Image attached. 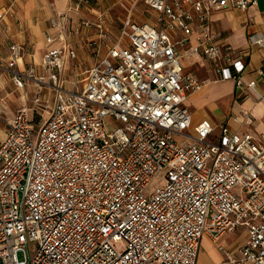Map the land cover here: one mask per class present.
I'll return each mask as SVG.
<instances>
[{"label": "built area", "instance_id": "built-area-1", "mask_svg": "<svg viewBox=\"0 0 264 264\" xmlns=\"http://www.w3.org/2000/svg\"><path fill=\"white\" fill-rule=\"evenodd\" d=\"M143 1L154 20L128 17L116 30L100 18L83 21L97 31L92 52L105 54L80 89L62 78L65 59L76 56L64 32L67 11L92 0H68L51 17L42 70L18 69L22 47L9 44L16 86L32 79L55 97L35 135L22 106L0 139V264H197L204 235L219 241L240 227L239 255L226 251L227 261L264 264V123L257 128L239 105L229 119L251 129L208 118L194 124L185 98L202 82L184 70L174 41L176 30L185 43L196 27L189 53L215 63L241 94L256 89L209 15L257 0ZM9 14L0 9L1 19Z\"/></svg>", "mask_w": 264, "mask_h": 264}, {"label": "rangeland", "instance_id": "rangeland-1", "mask_svg": "<svg viewBox=\"0 0 264 264\" xmlns=\"http://www.w3.org/2000/svg\"><path fill=\"white\" fill-rule=\"evenodd\" d=\"M107 11V10H105ZM87 11H67L68 21L66 25V31L64 32L68 42L71 47L75 49L76 56L74 58L65 59V66L62 70V78H64L69 85L70 90H76L81 88L82 79L85 76V70L93 65L97 64L101 60V56L105 54V49H101L100 56H97L92 52L90 41L96 38V32L93 27H86L83 25L84 20L96 21L101 19L105 22V25L110 29H118L124 20L128 17H131L135 21H148L155 19V13L145 4L143 0H118L113 9L104 12L97 18H92ZM13 14V20L16 22L17 13ZM10 15L8 17L10 18ZM54 16V15H53ZM51 16V17H53ZM12 18V17H11ZM113 20L108 22V19ZM1 19V18H0ZM94 19V20H91ZM4 21V18L0 21V27L3 28L1 22ZM21 24L16 22L17 30L13 35L7 36L6 41L0 42V139L3 138L4 133L7 129V123L12 118L13 114L22 106H26L30 110V116L34 124V135L39 125L43 123L45 118L51 111V107L54 102V90L47 85H41L39 89L35 81L32 79H25L24 86L21 88L17 87L14 80L12 79V73L6 69V61L9 56V44L11 42L18 43L21 47V57L18 60V69L27 70L29 67H32L33 61V52L36 43L39 39L44 40L46 34L51 30L50 26L44 25L37 31H32L30 28L23 23L22 18L19 17ZM5 23V22H4ZM35 23L41 24L39 20H35ZM50 23V19H49ZM51 25V23H50ZM17 32V33H16ZM117 32V37L119 30ZM180 35L176 37L178 50L184 54L189 52L188 45H181L179 43ZM127 38H124L126 41ZM123 41V43H125ZM192 42V38H191ZM46 47L42 49L41 55L46 51ZM195 55V54H194ZM198 62L195 66L188 67L186 70L196 74L200 80L214 79L216 76L214 73L205 67L204 69H199L204 60H202L199 55H195ZM191 58V55L190 57ZM204 58V57H203ZM41 61V59H40ZM40 61L38 63H40ZM35 67L37 70H42V66L39 64ZM25 70V71H26ZM44 70V69H43ZM77 82V85L74 83ZM74 83V84H73ZM210 97V91L207 90L203 93L202 98L208 99ZM228 100L224 99L218 101L217 107H212L210 104H206L205 108L198 109L197 107L190 108V111L195 117L198 118V123L202 117H207L206 112L208 113V119L215 125L219 122V117L222 113L225 112L226 104ZM192 107V106H191ZM194 135L193 131H190ZM158 180L155 179L153 184ZM206 237V239H204ZM244 239V229L242 227L238 228L234 232H230L226 237L221 238L219 241H212L206 235L202 237L199 247V264L200 258L204 264H215L211 258V248H213L219 254L224 256L225 262L222 264H230L227 261L228 256H226V251H230L234 256H238L239 246ZM33 244L29 243L25 246V250L29 255L32 254ZM19 259L24 260L25 256L23 251L18 252Z\"/></svg>", "mask_w": 264, "mask_h": 264}, {"label": "crops", "instance_id": "crops-1", "mask_svg": "<svg viewBox=\"0 0 264 264\" xmlns=\"http://www.w3.org/2000/svg\"><path fill=\"white\" fill-rule=\"evenodd\" d=\"M117 1L118 0H92L88 6H84L80 11H87L92 18H97V16L109 11V9H113ZM67 2L68 0H0V9H9V11L12 13H17L16 22L21 24V28L23 25L19 21V17L22 18L25 26L27 25L30 30L35 32L44 25H48L49 27V19H51V16L55 15L56 12L63 10ZM13 17V14L10 15V18L8 15L4 16V21L1 22L3 28L0 27V42L6 41L7 36L9 37V35H13L17 30L18 25H16ZM36 19L39 20L41 24L35 23ZM209 20L213 31L217 35L219 44L221 46L225 44L232 45L234 49L231 53L232 56L238 57L245 63L243 72L244 78L256 79V89L244 88V92L241 94L240 90L237 91L235 89L233 79H223L220 76V73L217 71L216 64L204 56L199 55V57L204 60V62L200 67L198 66V68L204 69L207 67L214 73L216 77L214 79L200 80L196 74L186 70V67L182 64L186 72L192 73L200 82H202V87L198 91L187 95L185 98V104L189 110L190 108L195 109L194 107L203 109L205 108L206 104H210L212 107H217L219 104L218 101L227 99L228 102L226 104L225 112L221 114L219 117V122L216 125H220L221 123L227 121L231 127H236L241 130L251 129L252 127L249 125H236L229 119L231 113L234 112L236 108L239 109V105H241L242 107L251 111L254 118L260 123L257 125V128H260L261 124L264 123V100L260 98L259 95L264 93V0H257L255 5L249 6L244 10L232 8L212 10L209 15ZM110 21L112 22L113 20L109 18L108 22ZM179 35L181 36L179 43L181 45H188L185 47H190L196 43L199 33L195 27L193 33L188 37V40L185 43H181L180 40L184 35L180 30H176L174 32V41L177 49L178 41L175 39ZM44 42L45 44L42 49L47 46L45 37ZM182 57L183 54L181 53V63ZM190 60L193 62L190 67L195 66L198 62H200L198 59H196L194 54H191ZM33 62L35 64H39L36 63L34 59L32 64ZM218 64H221V62ZM207 90L210 91V97L208 99H203L202 95ZM191 115L193 122L198 121V118L195 117L192 112ZM206 116L210 118L207 112ZM228 234L229 233H226L221 238L226 237ZM204 239H206V237H204ZM214 252L216 251L211 248V258L215 264H222L226 261L222 254L216 252L215 255ZM199 264H204L201 258Z\"/></svg>", "mask_w": 264, "mask_h": 264}, {"label": "bare ground", "instance_id": "bare-ground-1", "mask_svg": "<svg viewBox=\"0 0 264 264\" xmlns=\"http://www.w3.org/2000/svg\"><path fill=\"white\" fill-rule=\"evenodd\" d=\"M44 40L39 39L38 43H36L34 47V52L32 54L33 59L36 63H38L41 59V49L44 47ZM189 55H191L189 52H185L182 57V64L187 68L190 67L193 62L190 60ZM216 255V252H214Z\"/></svg>", "mask_w": 264, "mask_h": 264}]
</instances>
